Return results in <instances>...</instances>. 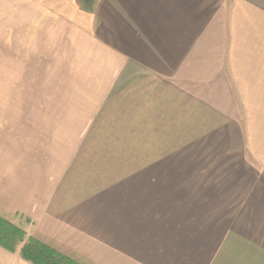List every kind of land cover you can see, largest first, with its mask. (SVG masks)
<instances>
[{
	"label": "crops",
	"instance_id": "crops-1",
	"mask_svg": "<svg viewBox=\"0 0 264 264\" xmlns=\"http://www.w3.org/2000/svg\"><path fill=\"white\" fill-rule=\"evenodd\" d=\"M0 215L75 264H264V0H0Z\"/></svg>",
	"mask_w": 264,
	"mask_h": 264
},
{
	"label": "trees",
	"instance_id": "trees-1",
	"mask_svg": "<svg viewBox=\"0 0 264 264\" xmlns=\"http://www.w3.org/2000/svg\"><path fill=\"white\" fill-rule=\"evenodd\" d=\"M91 6V5H90ZM25 232L0 215V244L15 251L16 245L25 242ZM22 256L34 264H75L55 249L34 237H28L21 249Z\"/></svg>",
	"mask_w": 264,
	"mask_h": 264
},
{
	"label": "rangeland",
	"instance_id": "rangeland-1",
	"mask_svg": "<svg viewBox=\"0 0 264 264\" xmlns=\"http://www.w3.org/2000/svg\"><path fill=\"white\" fill-rule=\"evenodd\" d=\"M3 20H6V18H1V21H3ZM28 67V71H29V73H32V74H34V71H33V69L30 67V66H27ZM34 67V66H33ZM16 72H17V78H19V79H17V81H16V88H17V93L18 92H21V91H19V90H22L25 86H26V84H27V82H25L24 80H23V72H24V66H22V65H20V66H16ZM38 73V72H37ZM34 84L35 83V81H32V82H29V84ZM28 84V85H29ZM1 103H6V102H4V101H2ZM3 217V216H2ZM7 219V218H6ZM11 219L12 218H10V217H8V219L7 220H9L10 222H12L11 221ZM13 223V222H12ZM13 224H15V223H13ZM19 229H21V230H23L24 232H25V242H21V243H18L17 245H16V249L17 248H19L20 247V249H22V246H23V244L24 243H26V241L28 240V237H30L29 235H28V233L22 228V227H20L18 224H15ZM22 255V254H21ZM23 257V256H22ZM24 258V257H23ZM25 259V258H24ZM25 260H27V259H25ZM27 261H29V260H27ZM31 262V261H30ZM33 263V262H32Z\"/></svg>",
	"mask_w": 264,
	"mask_h": 264
},
{
	"label": "water",
	"instance_id": "water-1",
	"mask_svg": "<svg viewBox=\"0 0 264 264\" xmlns=\"http://www.w3.org/2000/svg\"><path fill=\"white\" fill-rule=\"evenodd\" d=\"M93 1H94V0H85L86 4H87L88 6L91 5Z\"/></svg>",
	"mask_w": 264,
	"mask_h": 264
}]
</instances>
